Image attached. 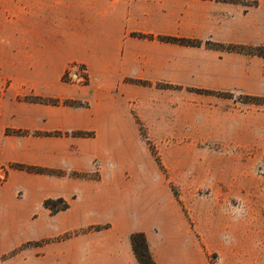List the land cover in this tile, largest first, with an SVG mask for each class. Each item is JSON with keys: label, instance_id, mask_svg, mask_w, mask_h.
Returning a JSON list of instances; mask_svg holds the SVG:
<instances>
[{"label": "rangeland", "instance_id": "rangeland-1", "mask_svg": "<svg viewBox=\"0 0 264 264\" xmlns=\"http://www.w3.org/2000/svg\"><path fill=\"white\" fill-rule=\"evenodd\" d=\"M235 2L152 0V13L161 8L167 14L168 34L159 35L174 32L176 10L213 13L217 21L212 28L182 29L198 32L191 38L202 40L200 47L175 44L166 51L183 65L173 89L157 87L166 80L151 86L128 80L132 87L112 91L110 115L123 122L113 139L30 130L50 104L31 101L39 95L27 72L8 61L13 46L0 49V264L117 260L108 254L135 231L160 237L154 245L164 264H264V105L241 99L264 100V58L207 46L243 44L233 42L245 39L228 21L234 9L262 17V43L248 45H264V0ZM14 8V0H4L5 22H13ZM62 81L76 88L92 82L74 64ZM65 110L55 109L59 120L80 118ZM41 160L64 165L59 169L67 173L84 172L70 165L84 167L94 179L58 181L12 167L40 166ZM58 197L69 209L54 214L43 206Z\"/></svg>", "mask_w": 264, "mask_h": 264}, {"label": "crops", "instance_id": "crops-1", "mask_svg": "<svg viewBox=\"0 0 264 264\" xmlns=\"http://www.w3.org/2000/svg\"><path fill=\"white\" fill-rule=\"evenodd\" d=\"M3 3L4 0H0V49L13 46L8 61H13L15 67H20L31 77V90L42 97L85 98L88 101L86 107L45 105L49 114L41 122L37 120L29 128L32 131L48 134L81 130L93 132L97 138L113 139L119 135L117 126L123 122L122 118L110 115L109 109L114 108L108 101L112 91L132 87L128 80H166L171 85L181 83L178 77L183 72L182 60L176 55L166 54V51L173 50L175 44L134 36L137 33H167L164 29L167 14L161 8L152 13V0H14V20L11 23L4 21ZM253 13L240 14L237 9L232 10L228 21L233 23L235 31L245 36V39L233 42L245 45L262 43V17L253 16ZM216 21L213 13L191 8L183 14L182 10H176L170 19L174 32L169 34L177 36L185 26L195 31L202 27L212 28ZM195 31L181 33L180 36L189 39L200 37ZM209 35L218 37L213 32ZM73 64L76 70L82 67L90 76L92 82L84 86L87 89L62 81ZM55 109H66L67 113L80 118L59 120ZM56 123L65 126L55 127ZM35 164L49 168L64 167L46 160ZM69 167L87 170L74 165ZM56 178L62 181L66 177ZM146 236L156 264H164L154 245L155 239L160 237H151L147 233ZM108 255L117 257V260L82 261L81 264H138L130 238L122 248ZM46 264L70 263L57 260Z\"/></svg>", "mask_w": 264, "mask_h": 264}, {"label": "trees", "instance_id": "trees-1", "mask_svg": "<svg viewBox=\"0 0 264 264\" xmlns=\"http://www.w3.org/2000/svg\"><path fill=\"white\" fill-rule=\"evenodd\" d=\"M218 2H229V3H236L235 0H215ZM135 37L143 38V39H149V40H157L160 42H166V43H173L183 46H191V47H200L203 43L202 40L199 39H189V38H183V37H177L172 35H154V34H142L137 33L134 34ZM207 43V42H206ZM207 46L210 49L214 50H220V51H227V52H235L238 54L243 55H257L259 57L264 58V45L259 46H250L245 44H224L220 42H215L214 45L209 46V43H207ZM133 83L142 85V86H151L152 84L148 81H141V80H132ZM157 87L164 88V89H173V85L171 84H157ZM195 92L199 94H215L220 97H226L230 98L227 93L224 92H212L209 90L204 89H197L194 90ZM242 101L245 103H254V104H260L264 105V100L260 97L246 95L243 96ZM32 102H39L44 104H50L55 106H70V107H86L88 106L87 103L80 102L78 100H71V99H59V98H47L42 96H35L31 99ZM18 134L22 135L25 134L26 131L18 130ZM46 135H52V136H72V137H91L93 135L92 132L89 131H72V132H62V131H56L53 133H48ZM13 168L25 171L32 174H38V175H47V176H54V177H66L70 176L72 178L77 179H94L93 176L90 173L85 172H78L73 171L71 173H67V171L63 169H56V168H49V167H42V166H31V165H25V164H13ZM58 204H62L61 206H58ZM43 206L47 209H49L52 213H58L63 210L69 209L70 205L67 201L64 200L62 197H58L56 199L54 198H47L43 202ZM99 226H91L90 230H100ZM130 242L132 245V249L134 252V255L136 257V260L138 264H156V261L153 257V254L150 250V246L148 243V239L146 236V233L143 231H135L130 234Z\"/></svg>", "mask_w": 264, "mask_h": 264}, {"label": "built area", "instance_id": "built-area-1", "mask_svg": "<svg viewBox=\"0 0 264 264\" xmlns=\"http://www.w3.org/2000/svg\"><path fill=\"white\" fill-rule=\"evenodd\" d=\"M70 75H72V74L70 73Z\"/></svg>", "mask_w": 264, "mask_h": 264}]
</instances>
